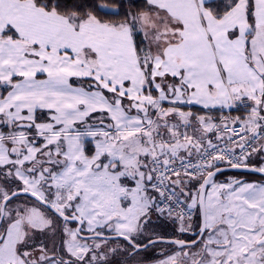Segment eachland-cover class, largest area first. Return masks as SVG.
I'll return each mask as SVG.
<instances>
[{"label":"snow or ice","instance_id":"snow-or-ice-1","mask_svg":"<svg viewBox=\"0 0 264 264\" xmlns=\"http://www.w3.org/2000/svg\"><path fill=\"white\" fill-rule=\"evenodd\" d=\"M158 244L264 264V0H0V264Z\"/></svg>","mask_w":264,"mask_h":264},{"label":"flooded vegetation","instance_id":"flooded-vegetation-1","mask_svg":"<svg viewBox=\"0 0 264 264\" xmlns=\"http://www.w3.org/2000/svg\"><path fill=\"white\" fill-rule=\"evenodd\" d=\"M224 174L226 175H231V174H238L237 172L235 171H226ZM228 176H225L223 178H220L219 180L223 181L227 178ZM252 176H250L249 178L251 179ZM164 225L166 227V229L171 233L173 234V227L174 226H170L167 222H161L160 220H156L154 218V227H159V225ZM179 236H181L182 238H188V234H177ZM173 250L172 249H169V250H163V251H160L158 253H156L155 255H153L152 257L150 256V260L148 262V264H153L154 261L156 260H159V259H163L165 255L167 254H170V252ZM142 257H138V259H141ZM115 260L119 261V264H127V262H130L131 261V257H127V256H117V257H114ZM134 264V262H133Z\"/></svg>","mask_w":264,"mask_h":264},{"label":"rangeland","instance_id":"rangeland-1","mask_svg":"<svg viewBox=\"0 0 264 264\" xmlns=\"http://www.w3.org/2000/svg\"><path fill=\"white\" fill-rule=\"evenodd\" d=\"M233 175H237V174H231V175H226V174H223V175H218V179L220 178H223L225 176H233ZM257 177L255 176H252L251 179H256ZM154 230L156 233H159V234H162V235H167V236H172V234L166 229V227L162 224L159 225V227H154ZM110 243H112V241H110ZM116 243H124L123 241H116ZM169 249H172V246H169V245H166V244H158L156 246L155 249L151 250L149 256H153L155 255L156 253L160 252V251H163V250H169Z\"/></svg>","mask_w":264,"mask_h":264},{"label":"trees","instance_id":"trees-1","mask_svg":"<svg viewBox=\"0 0 264 264\" xmlns=\"http://www.w3.org/2000/svg\"><path fill=\"white\" fill-rule=\"evenodd\" d=\"M102 2H107V0H102Z\"/></svg>","mask_w":264,"mask_h":264},{"label":"water","instance_id":"water-1","mask_svg":"<svg viewBox=\"0 0 264 264\" xmlns=\"http://www.w3.org/2000/svg\"><path fill=\"white\" fill-rule=\"evenodd\" d=\"M228 171H235V172H237L236 170H228Z\"/></svg>","mask_w":264,"mask_h":264}]
</instances>
